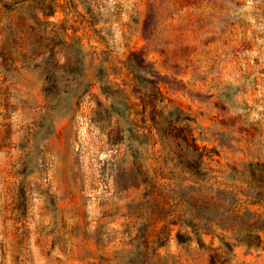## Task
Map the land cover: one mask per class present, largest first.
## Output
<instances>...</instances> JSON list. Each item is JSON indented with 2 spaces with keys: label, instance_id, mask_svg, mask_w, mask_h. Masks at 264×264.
I'll return each mask as SVG.
<instances>
[{
  "label": "rangeland",
  "instance_id": "obj_1",
  "mask_svg": "<svg viewBox=\"0 0 264 264\" xmlns=\"http://www.w3.org/2000/svg\"><path fill=\"white\" fill-rule=\"evenodd\" d=\"M60 3L0 0V264H264V232L178 243L145 184L187 161L173 107L219 179L264 163V0Z\"/></svg>",
  "mask_w": 264,
  "mask_h": 264
},
{
  "label": "trees",
  "instance_id": "obj_2",
  "mask_svg": "<svg viewBox=\"0 0 264 264\" xmlns=\"http://www.w3.org/2000/svg\"><path fill=\"white\" fill-rule=\"evenodd\" d=\"M60 1L28 0V3L35 12L34 17L39 19V14L44 17L53 15L62 6ZM181 118L191 119L180 108L173 107L163 117L168 128L159 129L162 140L167 137L184 143L191 141L189 150L180 155L187 161L174 171L179 178L156 185L145 181L148 192L159 193L155 212L161 222V231L168 232L171 226H178L174 234L178 243L196 239L203 244L202 236L210 235L219 240L222 248L231 251L238 245L259 247L264 232V213L258 214L248 205L264 206V163L244 165L238 177L221 171L219 179L213 173L216 170L205 160L211 157L210 150L199 146L193 133H176L172 129V124Z\"/></svg>",
  "mask_w": 264,
  "mask_h": 264
},
{
  "label": "crops",
  "instance_id": "obj_3",
  "mask_svg": "<svg viewBox=\"0 0 264 264\" xmlns=\"http://www.w3.org/2000/svg\"><path fill=\"white\" fill-rule=\"evenodd\" d=\"M194 43L197 44V47H198V48L201 47V45L203 44V43H201V41H198V43H197V41H196V42L194 41ZM165 44H167V46H166L165 48L172 47V45H173L172 42H168V43H165ZM165 44H164V45H165ZM161 45H162V41L159 40L158 43H157V47H160ZM164 45H163V46H164ZM192 46H193V45H192ZM197 47H196V48H197ZM161 48H162V46H161Z\"/></svg>",
  "mask_w": 264,
  "mask_h": 264
}]
</instances>
